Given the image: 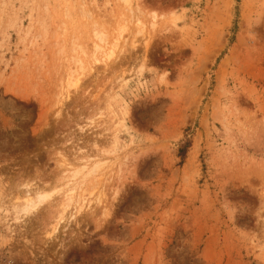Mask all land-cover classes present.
Instances as JSON below:
<instances>
[{
  "label": "rangeland",
  "instance_id": "1",
  "mask_svg": "<svg viewBox=\"0 0 264 264\" xmlns=\"http://www.w3.org/2000/svg\"><path fill=\"white\" fill-rule=\"evenodd\" d=\"M0 264H264V0H0Z\"/></svg>",
  "mask_w": 264,
  "mask_h": 264
},
{
  "label": "trees",
  "instance_id": "2",
  "mask_svg": "<svg viewBox=\"0 0 264 264\" xmlns=\"http://www.w3.org/2000/svg\"><path fill=\"white\" fill-rule=\"evenodd\" d=\"M189 146V142L188 141H185L183 142L179 149H178V154L181 158H183L185 156V153H186V148Z\"/></svg>",
  "mask_w": 264,
  "mask_h": 264
},
{
  "label": "bare ground",
  "instance_id": "3",
  "mask_svg": "<svg viewBox=\"0 0 264 264\" xmlns=\"http://www.w3.org/2000/svg\"><path fill=\"white\" fill-rule=\"evenodd\" d=\"M68 191V190H67ZM29 194L28 193H26V199L25 200H27L28 201V199H29ZM64 196V198H65V201L66 202H69V201H71L72 200V197H71V195L70 194H65V195H63ZM53 229H55V227L53 228Z\"/></svg>",
  "mask_w": 264,
  "mask_h": 264
}]
</instances>
